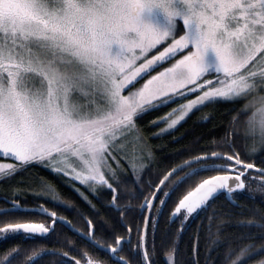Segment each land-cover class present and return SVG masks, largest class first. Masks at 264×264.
Here are the masks:
<instances>
[{
    "label": "snow or ice",
    "instance_id": "obj_1",
    "mask_svg": "<svg viewBox=\"0 0 264 264\" xmlns=\"http://www.w3.org/2000/svg\"><path fill=\"white\" fill-rule=\"evenodd\" d=\"M88 2L0 0V159L15 161L0 162V177L11 180L18 173L26 172L29 166L41 165L57 175L69 177L66 183L79 181L93 191L106 186L113 192L110 203L115 205L120 197L114 193L119 189L122 196L126 190L123 179L128 171L126 165L136 172L153 159L154 154L144 142L138 124L145 112L200 90L202 94L195 99L149 122L165 124L160 128L163 133L175 128L189 112L205 102H214L217 98L235 102L243 97L238 93L250 86L264 90V0H179L181 8L173 6L174 0L171 7L158 0H92L119 19L121 27L112 35L85 20L84 6ZM155 7L167 14L172 22L170 29L160 30L141 20L144 9ZM179 22L184 32L176 38ZM129 33H135V38ZM169 38L171 43L163 51L146 58L151 49ZM113 44H118L125 54L112 55ZM209 49L217 58L214 66L205 62ZM184 50L186 55L153 75L142 87H128L153 65ZM141 57H145V62L137 67L136 61ZM213 74L219 86L205 79ZM237 112L242 116L245 109ZM224 143L233 149L231 155L209 150L184 161L192 170L189 175L207 173L208 178L202 179L175 208L174 215L183 210L182 227L193 214L205 210L210 201L224 193L231 198L234 193L248 190L253 183L250 170L256 166L245 163L232 143L227 140ZM213 172L219 174L212 175ZM171 175L172 172L159 181L163 187L151 179L139 185V195L144 199L141 209L149 212L143 219V228L146 230L151 224L153 245L158 226L154 217L161 215L167 206L159 194L168 196L164 189L170 183L165 181ZM254 175L256 190L264 194V161ZM29 194L37 201H46L49 195L53 201L57 199L54 186L42 177L39 190L21 181L0 197L6 205L0 208V216L35 214L50 217L51 225L4 221L0 233L47 239L48 233L55 234L54 225L58 221L70 223L56 211H50L45 203L29 207ZM157 200L159 206L155 203ZM117 210L124 217L119 221L124 226L126 213L133 209ZM242 226L264 230V214L259 221L243 222ZM134 230V247L132 229L125 238L117 236L114 227L112 245L101 243L88 231L78 233L93 251L102 250L108 261L87 251L70 255L69 251L44 247H12L0 253V264H41L38 257L43 255L59 257L56 264H155V247L148 249L146 233L139 223H134ZM125 245L128 258L121 255L126 252ZM255 251H264V245L260 249L255 244L229 248L225 264H248ZM171 258L170 250L168 259ZM191 264H199L195 246ZM205 264H209L207 257ZM259 264H264V260Z\"/></svg>",
    "mask_w": 264,
    "mask_h": 264
},
{
    "label": "trees",
    "instance_id": "obj_2",
    "mask_svg": "<svg viewBox=\"0 0 264 264\" xmlns=\"http://www.w3.org/2000/svg\"><path fill=\"white\" fill-rule=\"evenodd\" d=\"M182 31L183 24L179 22L177 34ZM158 48L152 53L156 52ZM175 58L177 57L162 62L153 71L170 65ZM213 77L215 76H207L205 79ZM202 82L203 79L200 83ZM247 99L248 97H242L235 102L228 100L208 102L194 110L183 123L166 134L154 135L159 125L149 122L168 113L176 104V100L159 109L145 112L138 120V124L141 127L144 142L154 154L153 159L147 167L139 171V174L133 172L126 165L129 168L123 177L126 182V190L122 196L119 189L114 193L120 197L115 205L110 203L113 192L107 187H98L97 191H91L75 180L66 183L70 179L69 177L57 175L41 165L29 166L26 172L18 173L11 180L0 177V197H3L5 192L21 181L31 184L33 189L39 190L42 177L54 186L57 199L53 201L49 195L46 201L44 199L37 201L29 194L28 206L35 207L37 203H45L50 211H56L58 216L64 218V221L70 222L61 223L58 221L54 225L55 234L48 233L49 238L47 239H26L23 235L6 237L0 241V253L12 247H23L24 249L44 247L50 250L69 251L70 255L77 254L78 251H87L97 258L108 261L109 257L102 250L93 251L82 236L74 230L79 233L88 231L94 234L101 243L107 242L108 245H112L114 227L116 235L125 238H127L129 229H132L134 247L136 243L134 223H139L142 232L146 233L148 249L155 247V264H191L194 246L199 254V264H205L206 257L209 264H225L229 248L238 249L242 245L255 244L256 248L260 249V246L264 245V230L259 227H243L242 224L243 222L259 221L260 216L264 214V194L251 196L242 191L232 194L229 198V195L224 193L219 199L210 201L205 210L200 211L198 215L194 214L192 218L184 222L182 227L181 220L178 217H171V212L181 198L198 186L202 179L208 177L207 173L189 175L192 170L182 166L165 182V184L170 183L171 186L164 189L168 196L158 193L160 199L167 201V206L163 208L161 215L154 217L158 224L155 230L154 245L151 224L146 230L143 228V219L146 215L149 216V212L141 209L144 199L139 195L141 181L151 179L156 185H159V181L169 171L184 164L185 160H191L209 150L222 151L231 155L233 149L224 143L225 140L234 145L235 152L245 163L251 162L256 167H260L261 161H264V150H259L255 154L250 153L247 139L233 130L235 119L239 117L237 110L244 108ZM217 144L222 147H215ZM221 162L217 161V163ZM250 171L255 173L254 170ZM137 176H139V180H137ZM85 196L87 199L84 198ZM155 203L159 206L158 200ZM4 207L6 205L0 199V208ZM125 207H130L133 211L126 213L125 225L121 226L119 221L124 217H121L117 209ZM13 220L44 222L49 225L52 223L50 217L16 214L0 216V228L5 226L4 221ZM88 221H92L91 225L88 224ZM173 245L175 250H172ZM127 247L125 245L126 252L121 253L125 258H128ZM170 250L171 260L168 259ZM38 258L41 259V264H56L59 259L52 255H43ZM77 258L80 257L77 255ZM261 260H264V251H255L248 259V264H256Z\"/></svg>",
    "mask_w": 264,
    "mask_h": 264
},
{
    "label": "rangeland",
    "instance_id": "obj_3",
    "mask_svg": "<svg viewBox=\"0 0 264 264\" xmlns=\"http://www.w3.org/2000/svg\"><path fill=\"white\" fill-rule=\"evenodd\" d=\"M173 6H174V7H177V8H181V7H182V5L179 3V0H174V4H173ZM141 20H142L144 23H149V24H151L153 27L158 28V29H160V30H168V29H170V28L172 27V22H171L170 19L168 18L167 14H166L161 8H159V7H155V8H152V9H147V8L144 9L143 12L141 13ZM181 23H182V22H181ZM178 24H179V23H178ZM177 30H178V27H177ZM177 30H176V38H179V35H182L183 32H184V26H183V31H182V32H180V33L177 34ZM135 35H136L135 33H129V36L132 37V38H135ZM170 43H171V38H169L168 40H166V41L162 42L161 44L157 45L155 48L151 49V50L146 54V58H147V59H151L153 56L158 55L159 52H160V51H163V49H164L165 47H167ZM158 47H159V48H158ZM156 48H158V49L156 50V52L152 53V51H154ZM111 54L114 55V56H116V55H118V54H125V53H122V50H121V48H120V46H119L118 44H113L112 47H111ZM186 54H187V50H184V51L181 52V53H177V55L174 56V57H177V58H175V60H174L170 65H168V66H166V67H164V68H162V69H160V70H158V71H153V70H154L159 64L162 63V62H158L157 64L153 65V66L151 67V69L147 70L145 73H142L140 77H137V79H136L135 81H133V84L129 85L128 87H129V88H133V86H135L136 88L142 87L143 84L146 83L147 80L150 79L153 75H157L159 72L164 71L166 68L171 67V66L176 62V60L181 59L182 56H183V55H186ZM174 57H170V58H174ZM170 58H169V59H170ZM167 60H168V59H167ZM167 60H165V61H167ZM165 61H163V62H165ZM144 62H145V57H141L139 60L136 61V66L138 67L140 64H142V63H144ZM205 62H206L207 64H209V65H213V66H214L215 63L217 62V58L215 57V53H214L211 49H209L208 52H207L206 55H205ZM250 67H251V65H250ZM145 75H147V76H146L144 79L141 80V78L144 77ZM213 75H214L215 77L211 78L210 80L213 81V84H214L215 86H219V85L216 84V75H215V74H213ZM209 76H212V75H209ZM206 77H207V76H206ZM201 84H202V83H201ZM207 88H208V86L205 85V86H204V90H207ZM259 90H260V87H257V91H259ZM125 94H127V89L125 90ZM191 94H192V93H188V94L186 95L185 98H177V99H176V104H175L172 108L178 107V105L181 104V103H186L187 100H189V99H195L198 95H201L202 93H201L200 90L198 89L196 92H193L192 95H191ZM216 100H225V99H224V98H217ZM225 101H226V100H225ZM206 103H208V102H205L203 105H205ZM203 105L196 106L191 112H189L188 116L185 117V119H184L183 121H181V122H180L175 128H177L181 123H183V122H184V121L190 116V114H191L194 110H196L197 108H199V107H201V106H203ZM172 108H171V109H172ZM171 109H170V110H171ZM170 110H169V111H170ZM166 114H167V113H166ZM166 114H165V115H166ZM158 125H159V127H158L157 131L154 132V135H158V134H166V133H168V132H170V131H172V130L175 129V128H173V129H169V130L166 131V132L160 133V128L165 127V124L160 123V124H158ZM247 142H248V145H249L250 142H249L248 140H247ZM248 150H249L250 153L255 154L257 151L262 150V149H258L256 152H252V151H250V148L248 147ZM0 162L14 163L15 161L7 160V159H0ZM128 167L131 169L130 166H128ZM129 168H128V169H129ZM47 169H49V168H47ZM49 170H51V169H49ZM131 170H132V169H131ZM51 171H52V170H51ZM139 171H140V169H137V170H136V172H137L138 174H139ZM52 172H53V171H52ZM206 178H208V177H206ZM251 179H252L253 183H251L250 188H249L248 190H245L244 193H248V194H250L251 196H260V192L256 190V189H257V185H256V183L254 182V181H255V175H254V172H253V176L251 177ZM76 182H77L78 184H80V185H82V186L87 187L88 189H90V188L88 187V185H86V184H82V183H80L79 181H76ZM104 187H106V186H104ZM170 187H171V186H170ZM194 189H195V188H194ZM194 189H193V190H194ZM77 190H79V189H77ZM90 190H91V189H90ZM193 190H191V191H193ZM91 191H93V190H91ZM187 194H188V193H187ZM187 194H186V195H187ZM181 199H183V198H181ZM181 199H180V200H181ZM178 204H179V202H178ZM178 204H177V206H178ZM177 206H176V207H177ZM176 207H175V208H176ZM174 213H175V209L171 212V217H178V218L181 220V215H182V213H183V210H182V213H181V214H175V215H174ZM193 215H194V214H193ZM185 222H187V221H185ZM6 237H9V236L6 235V234H4V233H0V241H1L2 239L6 238ZM256 264H259V262L256 263Z\"/></svg>",
    "mask_w": 264,
    "mask_h": 264
},
{
    "label": "clouds",
    "instance_id": "obj_4",
    "mask_svg": "<svg viewBox=\"0 0 264 264\" xmlns=\"http://www.w3.org/2000/svg\"><path fill=\"white\" fill-rule=\"evenodd\" d=\"M158 2L171 7V0ZM84 18L109 35L117 33L121 27L117 17L98 7L92 0L84 6ZM238 95L248 99L244 105L245 114L235 119L233 130L250 142V151L254 152L264 148V90L257 91V88L250 86Z\"/></svg>",
    "mask_w": 264,
    "mask_h": 264
},
{
    "label": "water",
    "instance_id": "obj_5",
    "mask_svg": "<svg viewBox=\"0 0 264 264\" xmlns=\"http://www.w3.org/2000/svg\"><path fill=\"white\" fill-rule=\"evenodd\" d=\"M182 166H185V165H184V164H182V165H180L179 167H177V168H174V169H176V171H177V170H179V169H180ZM258 168H259V167H255L253 170H254V171H256V169H258ZM172 170H173V169H172ZM172 170H171V171H169V172H168L166 175H168L170 172H172V174H173V173H175V172H173ZM166 175H165V176H166ZM163 179H164V177H163ZM165 182H166V181H165ZM158 186H159V187H162L163 185H158ZM146 217H147V215H146ZM74 231H75L76 233H79V232H78V231H76V230H74Z\"/></svg>",
    "mask_w": 264,
    "mask_h": 264
}]
</instances>
